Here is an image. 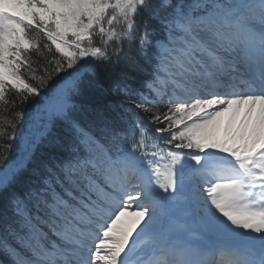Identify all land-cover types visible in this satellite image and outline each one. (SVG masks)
I'll return each mask as SVG.
<instances>
[{
  "label": "snow or ice",
  "instance_id": "snow-or-ice-1",
  "mask_svg": "<svg viewBox=\"0 0 264 264\" xmlns=\"http://www.w3.org/2000/svg\"><path fill=\"white\" fill-rule=\"evenodd\" d=\"M125 42L151 78L86 127ZM63 72L13 165L0 147V264H264V0H0V105Z\"/></svg>",
  "mask_w": 264,
  "mask_h": 264
},
{
  "label": "trees",
  "instance_id": "trees-1",
  "mask_svg": "<svg viewBox=\"0 0 264 264\" xmlns=\"http://www.w3.org/2000/svg\"><path fill=\"white\" fill-rule=\"evenodd\" d=\"M96 44L100 45L99 39L96 40ZM115 47V44L109 46V52ZM124 51L121 55L118 65L117 74L115 76L109 75L107 68L108 66L102 61L95 62V73H87L91 78V85L86 86L80 96L76 98V103L82 106L83 111L77 113L81 122L86 127H91L92 122L96 120V112L89 111L92 109H102L107 114H112L116 112L127 111L126 105L131 103V101L124 95L114 94L113 89L116 87V82H122L127 86V90L131 93H139L141 90H145L146 82L151 78V67L145 64L143 58L136 55L135 43L129 44L125 42ZM53 49V53H54ZM131 60L140 65L139 70L131 69ZM33 59L37 60V64L33 67L37 68L36 75H43V68L47 67L51 71L54 65H48L47 61L42 57H37L33 55ZM51 59V56L48 57ZM87 65L83 62H78L77 70L82 71ZM71 71V70H69ZM127 75V79L125 76ZM68 73H54L52 78L48 80L45 87L41 88L42 95L38 97H32L30 100L17 108H13L11 104L8 107L0 105V127H5L4 120H14L16 123V128H7V132L11 135V139L0 138V147L4 144H8L9 148L6 154V163L8 165H13L21 155L22 145L27 132L32 126V121L34 120L36 114L39 112L41 106L46 103L47 97H49L52 92L60 86L64 79L67 77ZM30 83L34 85L37 84L35 80H29ZM16 96L14 93H9V100H15ZM163 110V109H161ZM21 113L17 116L16 113ZM61 129L59 127L54 130L59 132ZM95 131V128L92 129ZM149 130L154 132V127L149 126ZM162 142V141H161ZM40 151H44L43 146H41ZM5 167V159L0 158V169ZM0 259H3L0 256Z\"/></svg>",
  "mask_w": 264,
  "mask_h": 264
},
{
  "label": "rangeland",
  "instance_id": "rangeland-1",
  "mask_svg": "<svg viewBox=\"0 0 264 264\" xmlns=\"http://www.w3.org/2000/svg\"><path fill=\"white\" fill-rule=\"evenodd\" d=\"M134 210V209H133Z\"/></svg>",
  "mask_w": 264,
  "mask_h": 264
}]
</instances>
